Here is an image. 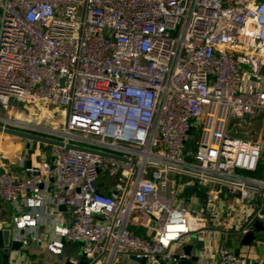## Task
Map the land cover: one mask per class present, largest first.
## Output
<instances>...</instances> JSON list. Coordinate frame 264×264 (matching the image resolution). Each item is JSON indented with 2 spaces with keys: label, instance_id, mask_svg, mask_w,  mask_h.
<instances>
[{
  "label": "built area",
  "instance_id": "2783aa9c",
  "mask_svg": "<svg viewBox=\"0 0 264 264\" xmlns=\"http://www.w3.org/2000/svg\"><path fill=\"white\" fill-rule=\"evenodd\" d=\"M263 87L264 0H0V109L58 108V140L125 159L52 146L23 177L0 167L15 239L46 226L54 255L82 243L70 264L171 263L205 231L220 264H264L219 237L264 220V141L228 133L264 123Z\"/></svg>",
  "mask_w": 264,
  "mask_h": 264
},
{
  "label": "crops",
  "instance_id": "0c3cea01",
  "mask_svg": "<svg viewBox=\"0 0 264 264\" xmlns=\"http://www.w3.org/2000/svg\"><path fill=\"white\" fill-rule=\"evenodd\" d=\"M261 124L262 127L260 131L255 135V139L260 138V133L264 129V123L261 122ZM1 136L2 134H0V144L2 147V150H0V167H2L6 171L13 173L16 177L25 176L22 175V173H24L26 169V161L29 160L31 161V163H36L38 162L37 159L40 157L41 160L43 159V157L51 158V152L50 154H46L45 152L41 151L38 143H30L28 147L27 141H25L24 148L28 151H30L31 149L28 155L24 156L20 153H13L11 147L15 145H21L19 142L14 141V138L18 137L8 135L11 138L10 139ZM260 140L264 141L263 138ZM13 158L16 159L14 160ZM262 231V228L255 227V239L249 243L244 242L243 237L235 233L226 235L222 234L219 237L220 242L226 244L229 250H231L233 253L237 251L238 256L254 262L257 260H264V238L261 237ZM21 232L23 233V231ZM37 233L40 237V241L31 239V237L26 233V236L24 237L26 243L23 244L19 251L11 253V260L9 264H70V260L78 259L77 253L79 249L76 244L66 243L63 246L61 253L58 255H54L47 248V243L50 241V230L46 226H42L37 230ZM202 237L206 238L208 241L200 251V254L204 258V264H220L217 257L214 255L213 248L210 247L211 242L209 243L210 240H214L215 235L204 231L202 232ZM183 242V244H193V242L190 241ZM179 251L180 247L175 248V253H179ZM194 251L195 249H192V253H194ZM122 258L123 257H121V259Z\"/></svg>",
  "mask_w": 264,
  "mask_h": 264
},
{
  "label": "rangeland",
  "instance_id": "374dc122",
  "mask_svg": "<svg viewBox=\"0 0 264 264\" xmlns=\"http://www.w3.org/2000/svg\"><path fill=\"white\" fill-rule=\"evenodd\" d=\"M0 116L5 118H10L12 120H21V122L24 121L26 124L28 123V126H20L21 128H24L25 130L28 129L33 133L47 136L50 138L57 139L59 135V131L63 129V123H64V117L61 115L60 110L58 108H42L41 106H34L27 104L25 102L19 101V100H12L10 102V108L7 112L0 109ZM10 125H14L12 123H8ZM6 127H10L8 125H5ZM17 126V125H16ZM262 127L261 120L259 119H253L250 117H245L243 119L237 120L232 118L230 120L228 133L233 136L241 137L244 139L254 140L255 135L260 131ZM199 128L197 131L192 132L189 136V142L187 143L188 149H191L192 151H195L196 149V142L199 139ZM1 137H3V133ZM7 135V134H6ZM5 137V136H4ZM264 139V129L260 133V139ZM11 139V138H10ZM15 142H19L20 146H12L11 150L13 153H20L25 155H28V153L31 151L25 150V140L14 138ZM35 142H31L33 144ZM23 145V147H22ZM41 151L45 152L46 154H50L52 146L50 145H43L39 144ZM32 148V147H31ZM0 150H2L1 144H0ZM45 157H43L44 159ZM41 157L37 159L38 162H40ZM27 173L24 171L22 175H26ZM105 176V177H103ZM100 179H104L110 183H114L116 181L115 177H112L109 175L108 171H104L103 174L100 176ZM191 180L188 177L181 178V182L184 183L186 181ZM0 205L2 206V209L0 210V220H5V217L7 214H10L11 216L16 214V210L9 204L2 200H0ZM66 216H69L67 214ZM257 222H260L261 225L260 228L263 229L261 237L264 238V221L256 220L255 224ZM8 227H11V223H8ZM259 228V227H258ZM129 230L133 233H139L141 232L140 229L137 228H129ZM142 233V232H141ZM78 247L79 251L77 253V257L79 260L83 259L82 254V243L78 242L75 243ZM121 264H140L138 262L130 260L127 256H122Z\"/></svg>",
  "mask_w": 264,
  "mask_h": 264
},
{
  "label": "water",
  "instance_id": "95a60500",
  "mask_svg": "<svg viewBox=\"0 0 264 264\" xmlns=\"http://www.w3.org/2000/svg\"><path fill=\"white\" fill-rule=\"evenodd\" d=\"M0 123L4 125H8L10 127H5L3 125H0V133L11 135L18 137L20 139H23L28 142L27 146L29 147V144L31 142H35L38 144L43 145H50L53 147H64L66 149H76L80 151H87L99 154L103 157H110L114 159H119L124 161L125 159L109 155L107 153H101L94 151L93 149H87L85 147H80L73 144H66L62 141L54 138H50L47 136L39 135L36 133L31 132L28 129L21 128L16 125H10L7 122H3V119H0ZM31 161H26V167L30 166ZM132 163H135V160H132ZM52 182V179L49 180ZM2 209V206L0 205V210ZM60 210L64 211L65 207H60ZM12 216L10 214H7L5 217V220H0V264H9L11 258V253L19 251V249L23 246V242L15 239L16 236L22 235V232L16 233L12 226L8 227V223H11ZM260 222H257L255 224L256 227L260 228ZM264 227V226H263ZM255 239L254 232L251 230L249 231L244 237V242H251ZM190 242H193V244H184L180 247L179 253H175L173 255V261L171 263L163 262L159 259L158 255H154V259L151 261H147L146 258H138L135 255H128L127 257L135 262H138L140 264H204V258L200 254V251L203 249V242L197 237L192 234L189 238ZM192 249H195L194 253H192ZM235 255H238V252L236 251L234 253ZM69 264V263H66ZM80 264H86L85 261H81Z\"/></svg>",
  "mask_w": 264,
  "mask_h": 264
},
{
  "label": "bare ground",
  "instance_id": "6f19581e",
  "mask_svg": "<svg viewBox=\"0 0 264 264\" xmlns=\"http://www.w3.org/2000/svg\"><path fill=\"white\" fill-rule=\"evenodd\" d=\"M4 121L5 122H7V123H12V124H14V125H22V126H28V123L26 124V122L24 123V121L23 122H21V120H12V119H4ZM3 136H5V137H7V138H10L8 135H3ZM14 160L16 159V158H13Z\"/></svg>",
  "mask_w": 264,
  "mask_h": 264
}]
</instances>
